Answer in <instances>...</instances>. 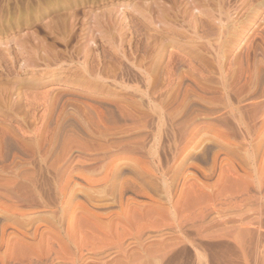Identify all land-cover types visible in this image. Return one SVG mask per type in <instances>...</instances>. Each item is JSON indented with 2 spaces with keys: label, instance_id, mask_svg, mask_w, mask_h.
Here are the masks:
<instances>
[{
  "label": "rangeland",
  "instance_id": "obj_1",
  "mask_svg": "<svg viewBox=\"0 0 264 264\" xmlns=\"http://www.w3.org/2000/svg\"><path fill=\"white\" fill-rule=\"evenodd\" d=\"M195 32L196 35H193ZM208 38L210 41H206L209 40ZM242 41H244L243 46H239ZM253 67L254 70L258 69L264 73V0H0V135L6 134L11 142L14 140L13 148L11 147L16 150L14 164L30 165L29 167L34 171L36 185L43 196L52 199L54 197L52 176L42 160L44 154L52 151L61 134L68 137L67 141L73 138L80 141L88 136H97L99 133L101 134L98 136L118 138L137 133L140 129L138 133L143 135L140 140L145 150L149 151L147 154L149 158L145 156L144 158L159 164L158 168L165 170L166 175L152 176L154 173L147 169L141 170L135 164L134 157L121 160L119 166L121 165L124 176L132 178L138 173L136 175L138 180L143 181L141 183L143 194L142 191L138 193L137 190L132 189L133 187H126L128 190L122 189L121 198L124 196L123 202L131 199L129 201L131 206L135 205L142 208L144 213H150L156 224L159 225L161 222L160 226L147 227L144 236L152 234L150 236L153 241L163 237L177 238L183 242L179 241L159 264H264L262 246L264 244V135L262 140L260 138L258 141L259 143L261 141V145L259 144L256 150H251L252 153H248L249 160L248 158L245 160L246 157L244 159L249 163L252 161L250 164L243 162L240 167L233 159L235 164L230 161L229 163H232L229 165L219 154L215 159L217 162L206 176L198 168L181 166L186 162L183 156L197 155L207 146L206 144L203 146L205 139L200 141L196 137L179 155L175 156L173 153L177 129L172 123V115L178 106L199 99L198 95L207 93L202 91L208 88L211 90L223 86L227 88L244 79L251 84L254 79L250 76ZM243 74L249 77L244 78ZM55 86L60 88H54ZM226 93V97L222 95L225 101L231 99L230 102L234 103L235 97L230 92ZM217 96L221 95L217 94ZM243 105L247 107L246 104L241 106ZM245 107H242L244 112L249 109ZM233 123L238 135L240 132L238 126L234 121ZM126 125L129 127L125 128ZM263 130L261 129L262 134H264ZM212 138L214 143H218L217 145L223 144L220 139L213 136ZM210 140L211 143L212 139ZM18 148L20 151L25 150L27 154L23 151L25 156H21L24 153L18 151ZM77 148V144L70 143L65 154L67 155L68 152L70 154ZM254 152L256 154L253 156ZM83 159L74 158L70 161L72 167L69 163L70 168H67L69 170L76 167L69 171L79 183L75 188L76 202L83 199L80 190L84 189L85 182L77 172L81 168L80 164L84 163ZM116 161L113 162L117 163ZM247 164L250 166L248 167ZM135 167L138 172L135 171ZM221 167H226L225 170L230 173L224 169H222L223 174L220 173ZM225 172L229 174L228 177ZM136 176L132 179H137ZM225 177L229 180H224ZM192 186L194 188H191ZM198 187L205 194L214 195L221 189L226 194L221 197L209 198L206 195L197 197L200 190ZM117 205L118 203L116 206L113 205V210H119ZM1 208L0 264L68 263L66 260L61 259L62 262L60 258L57 259L51 253L52 249H48L46 259L44 257L42 261L36 259L38 258L36 255L46 253L45 249L48 247L44 242L41 243V240H38L40 243L36 240L39 235L35 240L23 238L24 242L27 241V246L15 244L21 238L20 234L23 231L28 232L34 227L38 229V234L46 233L43 223L48 217V211L44 210L46 211L44 213L42 209H36V216L42 212L39 214L38 223L43 224L36 223L39 226L37 227L33 225L34 223H28L29 220H24L25 217H22L24 223L20 219L21 214L32 210L18 211L19 214L16 213L18 215H12L10 211ZM113 210L108 212H114ZM74 212L79 213L78 209ZM202 214L204 216H201ZM239 216L253 217V223L244 231H240L241 246L234 241L233 233L228 234L241 224L242 219ZM49 217L51 218V213ZM188 217L192 218L194 224ZM182 220H185V223L181 222ZM14 222L18 224L14 225L18 227L17 229L12 226ZM67 223L69 220L65 219L62 229L68 226ZM71 228V238L77 240L78 234L72 226ZM33 240L38 243L34 244ZM43 245L47 247L44 248ZM66 245L69 249L73 246L72 242ZM53 246L57 249L56 245ZM16 258H19V261Z\"/></svg>",
  "mask_w": 264,
  "mask_h": 264
},
{
  "label": "bare ground",
  "instance_id": "obj_2",
  "mask_svg": "<svg viewBox=\"0 0 264 264\" xmlns=\"http://www.w3.org/2000/svg\"><path fill=\"white\" fill-rule=\"evenodd\" d=\"M191 24H193V23H191ZM195 30H192V31H195ZM172 33H174V32H172ZM219 34H221L220 31H219ZM219 34L217 33V35H219ZM193 35H196V32ZM221 36H222V34H221ZM246 37H245V39H246ZM220 38L221 37H219V39ZM201 39H203V38H201ZM206 39H204V40H206ZM216 39H218V38H216ZM221 39L223 40V38H221ZM229 40H231V39H229ZM197 41H199V40L197 39ZM206 41H210V39L206 40ZM219 43H221V42H219ZM243 43H244V41H242V43L240 42L239 46H241ZM192 46H194V45H192ZM245 46H247V45H245ZM223 48H225V47H223ZM191 49H193V47ZM193 51L195 52V50H193ZM198 51H200V48H199ZM236 52H237V50H236ZM239 52H240V50H239ZM213 53H215V52H213ZM218 60H220V59H218ZM244 63H245V61H244ZM257 63H260V61L259 62L257 61ZM253 65H254V63H253ZM248 66L249 65L247 64V67ZM246 70H247V72H250V70L249 71H248V69H246ZM252 71H253L252 73L250 72V76L253 77L254 79H253V81L251 80L252 81L251 84H248L247 81L244 79L243 81H238L237 83H235L233 85L232 84L231 85L228 84L230 86H228L227 88H224V86H223V88L222 87L221 88L217 87L219 89H216V90H214V89L211 90L209 88H208L209 90L208 89L204 90V89L207 88V87L206 88L204 87V89H203L204 91H202V92H207V93H203V94H207L206 96L203 95L200 92L201 95H198L199 99L191 100L189 103H186V105H184V104L182 106L179 105L178 108L175 107L177 109L175 110L174 114L172 115L173 116L172 123H173L174 127L177 129V130H175V131H177L176 132V136L174 135L176 137L175 144H174V149H173L174 150L173 151L174 155L175 156L179 155L180 152L187 145L189 146V144H191L190 141H192L194 138L196 139V137H198L197 140L200 139V141H201V139H205V141L203 140L204 141L203 146L205 144L207 145L197 155H188L187 154V155L183 156V157H185L184 159L186 160V162L184 161L185 163H183L181 165L182 167L185 168V166H187V167L189 166V167H193V168H196V169L198 168L206 176L211 171V169L213 168L215 162H217V161H215V159H216L217 156H219V154L222 155L223 158H224L223 160H226V162H228V163L230 161H232L233 159H234L235 163H236V161L238 162L239 166L243 162L249 163V162L245 161V160H247V158L249 160V155L250 154L248 155V153H252V152H250L251 150H256L255 148H257V147H259L261 145L260 144L261 141H260V143L258 141L260 140V138L262 140V138H263L262 136L264 135V134H262L263 132L261 133V129L263 130V128H264V73L261 72L258 69L254 70V67H253ZM215 75L216 74H214V76ZM148 76H150V75H148ZM221 76H222V74H221ZM246 76L243 74L242 77L246 78ZM238 77H240V76H238ZM242 77H241V79H243ZM247 77H249V75ZM213 78H215V77H213ZM213 78H211V79H213ZM234 79H235V77H234ZM207 81H209V80H207ZM228 81H227V83H228ZM194 82H193V84H194ZM219 82H221V81H219ZM225 85H227V84H225ZM214 87H216V86H214ZM54 88H60V87L55 86ZM189 88H192V87H189ZM201 88H203V86ZM185 89H186V87H185ZM183 91H184V89H183ZM226 92H230L233 95V97H235V99H234L235 102L234 103L230 102L231 99L229 101H225V99H224V97L222 95L225 96L227 94ZM197 94H195V95L197 96ZM217 94L221 95V96H219L221 98H219L217 96ZM178 96H179V93H178ZM192 99H194V98H192ZM175 100H177V98ZM178 104H181V103H178ZM242 104H246L249 109H247V111L244 112L242 110V107H245V106L244 105L241 106ZM247 107H245V109ZM167 117H168V115H167ZM127 121L128 120H126V122ZM233 121L238 126L237 127L238 131H240L239 132L240 134L238 133L239 137H238V135H236L237 134V130H236V126H234L235 124L233 123ZM132 123H134V121ZM120 125H122V124L120 123ZM129 125L128 126L126 125L125 128L126 127L128 128ZM119 126L116 127L117 130H118ZM121 129H123V127ZM138 131H137V133H134V134H131V135L129 134L128 136H126V135L125 136H120L118 138H116V137L110 138L112 136H110V137L98 136V135L101 134V133H99L97 135L98 137L97 136H88V137H86L85 140H80V141L76 140L75 138L70 139L69 141H67L68 137L67 136L65 137V134H61L59 141L57 140V142L55 143L52 151L48 152V150H47L48 153H46L44 151L46 154H44L43 160L41 158V160L44 161V163L46 165L45 167H47L50 170V174L52 176L51 177L52 178V182L50 181L52 183L51 185H52L53 193H54L53 194L54 197H52V199H49V198L45 197L46 195L43 196L41 190L36 185V179H35L34 171L32 170L31 167H29L30 165H28V166H25V165L18 166L17 164H14V161L16 160V158H15L16 157V155H15V153H16L15 151L16 150L12 149L13 148L12 147L13 146L12 143L14 142V140H13V142H11V139L8 138L6 136V134L3 135V136L0 135V208L2 207L1 209L8 210V212L10 211L9 213L12 214V215H15L16 213H18V211H20V212L22 211L23 212V210H28V209L32 210V211H29V212H26V213L24 212L23 214L20 213L22 216H20V215L19 216L21 217L20 218L21 220L24 219L22 217H25L26 219H24V220H29L28 223H31V224L34 223L33 224L34 226H37V224L39 225V223L41 224V222L38 223V219H40L39 218V214L44 212V210L48 211L47 212L48 213V217L46 218V220L42 219V220H45V222L43 223L44 225L43 224H41V225H43L44 228L46 229V233L49 232L50 234L49 233L46 234V233H43V232H40L38 234V232H39L38 229L33 226L34 227V229L32 228L33 230L30 229V230H28V232H24L22 230L23 231V232L21 231L22 233L19 232V233H21L20 234L21 238L19 240L17 239L18 241L15 242V244L17 243L18 246L21 245V244L27 246V243H26L27 241L24 242L25 239H27V240L28 239H34L35 240L36 237L39 235L36 240L37 241L41 240V243L44 242L45 245H47L49 247L48 248L46 246L47 247V249H45V250H47L46 253L42 252L43 254L36 255L38 257L36 259H39L40 261H42L43 257L45 258V256L49 253L48 249L49 250L52 249L53 252H51V251L50 252L53 253V255L55 257H57V259L60 258V261H62V262H63V260L68 261L67 264H159V262L162 261V259H164L166 257V255H168L170 253V251L174 248V246L176 247L177 243L179 241H181V240H179V239L177 240V238L164 239L163 237L162 238L159 237V240H157L158 239L157 238V239H155L156 241H153V239L151 237L152 234H150L151 236L150 235L147 236V234L144 236V234H145L144 231H145V229L147 227H155L158 224H156L152 220V217L150 216V213H144L142 208L137 207V206L135 207V205H133L134 207L131 206L132 204L129 202L131 199L129 201H126L124 199L125 202H123L122 201V199L124 197L123 194H122L123 197L121 198L122 189H125L126 187H133L132 189L137 190L138 193L143 190V189L141 190V187L143 186L141 183L143 181L141 182V180H138L139 178L136 176L138 173H135V176L137 177V179L136 178L132 179L135 176L132 177V178L130 177L131 179L127 178L126 175L124 176V172L120 168L121 165L119 166L121 160L124 161V160L128 159L129 157H130V159H131V157H134L135 158L134 160H136V162H138V163H136L134 160L133 161L135 162V164L138 165V167L141 170L147 169L149 172L154 173V174H152V176L153 175L156 176V174H158L160 177H165V175H166L165 170L158 168L159 164H156L151 159H147V158H149L148 155H147L149 151H146L145 148L143 147V144H142V142L140 140L141 136L143 137V135H140V133H138ZM141 131H142V129H141ZM113 132L115 133V131H113ZM212 136L217 138V139H220L219 141H222L223 144L217 145L218 143H214L215 141H213ZM210 139H212L211 143H210V141H211ZM36 141H38V140H36ZM69 142L77 144L78 148L75 149V151L71 152L70 154L67 151L69 155L68 154L66 155L65 153H66L67 148L69 147V144H70ZM155 142H156V140H155ZM212 143H213V145H212ZM28 144H29V142H28ZM209 144H211L212 146H209ZM42 145H43V143H42ZM15 146H17V145H15ZM22 146H21V148H22ZM17 147H19V146H17ZM17 147H15V148H17ZM9 148H11V149H9ZM87 149H90L91 151L90 152L81 151V150H85L86 151ZM258 150H260V149H258ZM18 151H20L19 148H18ZM21 151L25 152V150H21ZM151 151H153V150H151ZM20 152H18V153H20ZM255 152H254L253 156L257 153V152L255 153ZM25 153L27 154V152H25ZM25 153L23 155H21V156H25ZM42 153H43V151H42ZM130 153H132V154L130 155ZM153 153H155V151ZM41 156H42V154H41ZM144 156L147 157V158L145 159ZM26 157H27V155H26ZM76 157H82V159L84 158L83 159L84 163L83 164L79 163L81 168L77 172L81 174L80 177L82 178V180L86 184V186H85V184L83 185L84 189L80 190L81 191L80 193H82V194H80V193L79 194L83 196V199H80L79 202H76L77 198L75 196L77 194L75 192L76 191L75 188L79 184L77 182L78 180L75 181V178H73L72 175H70L69 171H71L72 168L69 169V170L67 169V168H70V166L68 167L69 163L71 164V167H72V163L70 161L73 160ZM172 157H174V156H172ZM245 157H246V159H245ZM114 160H117L116 161L117 163H114L113 162ZM154 160H155V158H154ZM157 160H159V159H157ZM252 160H253V158H252ZM8 161H9V163H7ZM121 163H122V161H121ZM231 163H229V165ZM245 163H244V165H245ZM79 164H77V165H79ZM249 164H247V166ZM181 166H180V168H181ZM247 166H246V170H247ZM144 167H146V168H144ZM227 167H229V166H227ZM240 167H242V166H240ZM78 168L79 167H77V169ZM133 168H132V170H133ZM225 168L221 167L220 168L221 169L220 173L223 174ZM74 169H72V170H74ZM222 169H224V170H222ZM248 169H250V168H248ZM232 170H233V167H232ZM47 171H46V173H47ZM135 171L138 172L137 168L135 169ZM225 171L227 173H230L227 170H225ZM226 172H225V174L227 175ZM244 172H245V170H244ZM126 174H127V172H126ZM228 175H227V177H228ZM129 176H131V174ZM147 176H148V174H147ZM260 176H261V174H260ZM80 177H79V179H80ZM124 177H126V178H124ZM230 177H232V176H230ZM227 179L228 178H226L224 180H227ZM232 179H233V177H232ZM235 180H236V178H235ZM151 181H153V179ZM230 181H228V184H229ZM117 182H118V185H117ZM149 182H150V180H149ZM226 182L227 181H225V183ZM225 183H224V185H225ZM257 183H258V181H257ZM116 185L118 186V188H117ZM245 185H246V183H245ZM245 185H244V187H245ZM261 185H262V183H261ZM231 186H233V185L231 184ZM231 186H230V188H231ZM137 187H138V189H137ZM212 187H213V185H212ZM239 187H240V185H239ZM258 187H259V185H258ZM191 188H194V187L192 186ZM198 188L200 189V187H198ZM202 188H203V186H202ZM204 189H206V188H204ZM126 190H128V189L126 188ZM129 190H131V189L129 188ZM222 190L223 189L219 190L216 194L213 195V193L205 194L200 189V190H198L199 193H197V195H198L197 197H202V196H205V195L208 196L209 198H211L212 196H220L221 197V196H224L226 194V192L224 193ZM242 190H243V188H242ZM242 190H240V191L238 190V191L241 192ZM247 190L248 189H246L245 191L247 192ZM227 192H229V191H227ZM135 193H136V191H135ZM142 194H143V191H142ZM144 194L147 195L146 192H144ZM238 196H239V194H238ZM241 197H243V196H241ZM128 199L129 198H127V200ZM83 200H85V202L87 201V203H84ZM163 200H161V201H163ZM238 201H240L239 198H238ZM131 202L136 204L133 201H131ZM115 203L116 204L118 203L117 206H119V210L117 209V211L113 210V205L116 206ZM174 204H176V203H174ZM237 204H236V206H237ZM138 205L140 206V204H138ZM243 205L244 204H242V206ZM115 206H114V209H115ZM150 206H152V205H150ZM36 209L37 210L38 209H42V212L39 213V211H38V213H39L38 216H36V214H37V210ZM75 209L76 210L78 209L79 213L74 212ZM111 209L114 212H108V210L111 211ZM238 209H239V207H238ZM101 210H103V212L104 211H107V212L103 213V212H101ZM145 211L147 212L148 210H145ZM50 213H51V218L49 217ZM107 213H109V214L108 215H103V214H107ZM18 214H16V215H18ZM203 214L201 216H204ZM236 215H239V214H236ZM243 215H245V214H243ZM240 216H241V213H240ZM65 219H68L69 223H67L68 226L65 227V229H62V228H64L63 227V221H65ZM191 219L192 218H189L190 221H191ZM241 219H242L241 220L242 221L241 224L239 226H237L235 224L237 227L234 228L232 231H229V233H228L230 235L232 233L234 234L233 235V239L240 246L242 245L241 244V240L242 239H241L240 231H244L245 229L248 228L247 227L248 225L253 223V217L252 216L251 217L250 216H246V217H243ZM24 220H22L23 223H24ZM39 221H41V220H39ZM184 221L182 220L181 222H184ZM12 222H13V220H12ZM156 222L159 223L158 221H156ZM186 222H187V220H186ZM7 223H9V222H7ZM25 223H26V221H25ZM71 223H72V225H71ZM160 223H159L158 226H160ZM16 224L17 223L13 224L12 226H14ZM19 224H21V223H19ZM178 225H179V223H178ZM196 225H198V224H196ZM71 226L73 227V230L78 234L77 235V237H78L77 240H72V238H71V236H72L71 235V230H70ZM181 226H182V224H181ZM14 227H12V228H14ZM37 227H39V226H37ZM5 228H6V226H5ZM16 229L14 231H16ZM198 230L200 231V229H198ZM198 230H196V231H198ZM19 231H20V229H19ZM200 233H201V231H200ZM224 233L222 235H224ZM161 234H162V232H161ZM153 237L155 238L154 235H153ZM23 238H25V239L23 240ZM14 240H15V238H14ZM37 241H34V244L35 243L37 244L38 242L40 243V241H38V242ZM2 242H4V241H2ZM68 242H72L73 246H72L71 249H69L67 247V245H66ZM30 244H32V243H30ZM39 245L40 244H38V246ZM45 245H43L44 248H46ZM53 245H56L57 249ZM11 246H12V244H11ZM262 246L264 248V244ZM53 247L55 249H53ZM14 248H16V247L14 246ZM14 248H13V250H14ZM34 248H36V247H34ZM44 248H43V250H44ZM40 249H41V247H40ZM29 250H31V249H29ZM16 252H17V250H16ZM37 253H39V251ZM20 254H22V253H20ZM53 255L51 254V256H53ZM13 258H14V255H13ZM61 259H63V260H61ZM23 262H27V261H23ZM29 263L33 264L31 262H29ZM57 263H58V261H57Z\"/></svg>",
  "mask_w": 264,
  "mask_h": 264
}]
</instances>
